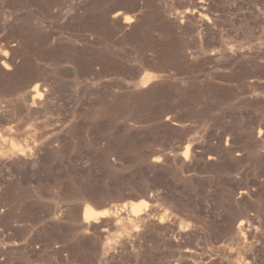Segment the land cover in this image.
Returning a JSON list of instances; mask_svg holds the SVG:
<instances>
[{
    "label": "rangeland",
    "instance_id": "374dc122",
    "mask_svg": "<svg viewBox=\"0 0 264 264\" xmlns=\"http://www.w3.org/2000/svg\"><path fill=\"white\" fill-rule=\"evenodd\" d=\"M0 264H264V0H0Z\"/></svg>",
    "mask_w": 264,
    "mask_h": 264
},
{
    "label": "bare ground",
    "instance_id": "6f19581e",
    "mask_svg": "<svg viewBox=\"0 0 264 264\" xmlns=\"http://www.w3.org/2000/svg\"><path fill=\"white\" fill-rule=\"evenodd\" d=\"M141 206L142 205H140V204L131 205L130 206L131 213H133V214L139 213V211L141 210ZM107 214H108L107 210H94L92 208H85L83 210V213H82L83 220L86 223L89 222L90 220L98 219L99 217H105Z\"/></svg>",
    "mask_w": 264,
    "mask_h": 264
}]
</instances>
